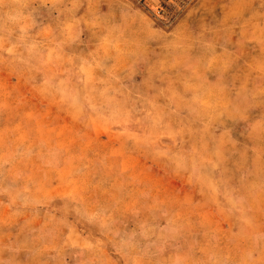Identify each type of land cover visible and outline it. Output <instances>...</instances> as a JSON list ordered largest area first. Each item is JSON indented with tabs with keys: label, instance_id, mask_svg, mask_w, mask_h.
Returning <instances> with one entry per match:
<instances>
[{
	"label": "rangeland",
	"instance_id": "rangeland-1",
	"mask_svg": "<svg viewBox=\"0 0 264 264\" xmlns=\"http://www.w3.org/2000/svg\"><path fill=\"white\" fill-rule=\"evenodd\" d=\"M0 264H264V0H0Z\"/></svg>",
	"mask_w": 264,
	"mask_h": 264
}]
</instances>
